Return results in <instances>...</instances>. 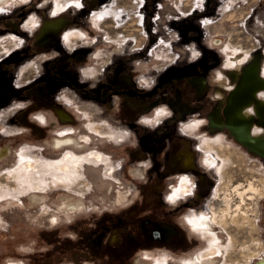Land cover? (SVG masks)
I'll return each instance as SVG.
<instances>
[{
  "label": "rangeland",
  "instance_id": "rangeland-1",
  "mask_svg": "<svg viewBox=\"0 0 264 264\" xmlns=\"http://www.w3.org/2000/svg\"><path fill=\"white\" fill-rule=\"evenodd\" d=\"M144 1L14 0L0 8V152H7L0 159V264H88L79 260L78 246L54 245L86 226V217L101 218L105 210L113 220L130 218L136 226L148 212L174 213L175 198L190 193L194 177L188 170L163 169L173 162L166 133L205 152L199 160L209 178V195L195 209L184 208L178 219L187 239L194 236V245L181 252L166 246L139 251L125 243L114 249L120 256L115 252L108 263L103 254L100 264H128L130 257L132 264L205 262L210 257L202 259V254L216 242L221 248L213 264L263 263L264 158L235 144L221 120L226 96L241 84L247 65L257 66L264 80V0L216 1L213 23L201 34L218 58L205 71L210 89L200 99L187 86L192 69L180 65L194 57L189 29L180 22L184 36L174 31L171 43L173 33L154 21V11L148 12L155 0L147 10ZM174 2V17L180 18L204 0ZM47 21L61 22L62 29L44 46L39 37ZM233 56L240 61L237 67L225 63ZM210 58L202 55L195 74L204 73L202 63ZM63 76L71 82H61ZM161 85L165 93L160 97ZM82 88L90 91L87 99L78 92ZM173 88L172 99L166 94ZM257 97L263 102L264 91ZM242 112L253 119L251 107ZM212 119L220 122L218 128ZM260 127L253 124L251 135L264 141ZM60 138L76 144L53 149L52 142ZM25 164L33 167L24 170ZM242 190L239 201L236 191ZM63 203L81 206L70 217L57 212ZM195 216L215 218L211 234L217 237L192 233Z\"/></svg>",
  "mask_w": 264,
  "mask_h": 264
},
{
  "label": "flooded vegetation",
  "instance_id": "flooded-vegetation-1",
  "mask_svg": "<svg viewBox=\"0 0 264 264\" xmlns=\"http://www.w3.org/2000/svg\"><path fill=\"white\" fill-rule=\"evenodd\" d=\"M12 1H14V0H0V8H2L5 5L10 4ZM53 13H54V15H56V14H58V11L57 12L53 11ZM48 23L53 24V25H51L52 27H50V28H51V30L56 31V33L54 35H50V33L47 31V28L45 26ZM57 23H59L60 26H58ZM61 29H62L61 22H48V21L45 22L43 25V28L41 30V35L39 37L40 42L43 43L42 45L45 46L47 43L50 42V39H52V38H53L52 41L55 40ZM71 35L72 34H70V33L65 34L64 39H67ZM46 36H49L50 38L47 39ZM213 44L220 45V41L219 40H215V41L213 40ZM197 47H198V50L201 52V54H199L196 50L192 49L191 52H194L193 60H190V62L187 64H180V65L183 66V68H185L186 71H188L189 69H192L193 73L190 72L188 74V76L189 75L190 76L187 77V81H186L187 86L189 87V91L193 95V98L195 97V98L200 99V98L206 97V95L210 89V82H209V79L207 78L205 71L211 64H215V61H214V63L213 62L211 63L209 60V62H207V63H205V62L202 63L203 64L202 66H204V73L202 71V73L199 72L198 74H195L197 72V69H198L197 68L198 64L201 63L202 55H205L206 53L209 54V51H207L206 47L204 45H201V43ZM209 63H211V64L209 65ZM169 66L172 68L171 71L174 72V65H169ZM248 66H250V65H247V67ZM252 66L255 69V71L258 70L257 66H255L254 64ZM247 67H245V69H247ZM258 72H259V70H258ZM95 73H93L91 76L95 75ZM63 79L64 80H62L61 82H71L70 80L65 79V76H63ZM238 85L239 84H237V86ZM237 86L235 87V89L237 88ZM164 87L161 85L160 91H162ZM152 89H154V88H152ZM221 89H223V88H221ZM235 89H233L231 91V93H229L226 96V98H227L226 107L223 110V113L225 115L224 116L225 121L221 120V123L226 125L225 126V129H226L225 132L230 137L233 136L232 139L236 142V143L234 142L235 144H237L240 148L247 150L248 152L252 153L253 155H255L257 157L261 156L262 158H264V156L262 154H260L257 150L251 148L253 151H255V153L252 150H250L237 137V135H235L233 129L237 126L236 122H232L231 120H229L232 113L229 116L226 115V111L229 107V97ZM262 89H264V85L262 86ZM78 92L81 93L80 96H81V98H84V99H87L89 96H91V94H89L90 91L87 90V88L78 89ZM84 92L86 93L85 97H83ZM163 92L164 91L161 92L160 97L162 95H164L165 92L164 93ZM168 93H170V94H168ZM168 93L166 94V96L170 95V97L173 99L174 98V88L170 89ZM256 93H257V90H256ZM255 99L260 102V100H258L257 96L255 97ZM263 104H264V101H263ZM255 105H256V101L253 99V102L250 105H248L246 108L243 107L241 112L244 109H247V108L249 109L251 106H252L251 108L254 109ZM170 106L172 109H174L177 106V103H174V100H172L170 102ZM178 109L179 110L186 109V107H180V108L178 107ZM253 113H254V117H253V119L251 118L250 127L248 129L249 135H251V129H252L253 124H261L262 127H264V121L261 122L258 119L259 117H257L255 112H253ZM171 114L167 117H171ZM244 116L246 117L247 120H249L246 115H244ZM63 118H66L65 115H63ZM222 119H223V117H222ZM239 122H242V121L239 120ZM219 123L220 122H218L216 119H212V124L214 127L218 128ZM262 127H260V128H262ZM166 135H167L166 137H168L167 143H166V148L167 149L170 148V150H172L171 161H173V162L171 164H166V166L163 169H165L166 171L167 170L168 171L174 170L176 172L179 169L188 170V171L192 172V176L194 177L192 180L193 182H192L191 187H190L191 191H190V193L184 194V196H183V197H185L184 199L180 200L179 190L177 191L178 193L175 194L176 196L177 195H179V196H177L175 198V201H174V213L171 212V213L167 214V215H172V214L174 215L175 219L174 220L172 219L173 221L171 220L169 222V220H165L164 218L167 216L165 214H162L159 216L153 212H148V215L143 217L142 219H140V221H138L137 225L135 226V225H131L132 223L130 222V218H123L122 217V218H115V220H113V215H111L110 212L102 210L99 213V215H102L101 218H93V216L92 217H86L85 219H83V222L86 223V226L79 228L76 231L74 236L65 235L63 238L65 240H63V239H62L63 241L59 240V242H56L54 245H57V247L61 248V249H63V247H67L66 249H69L70 244H72L74 246H78V248H80L82 250L81 252L83 253L80 256L79 260L81 262L88 263V264H100V262H101L100 259H101L103 254H107V256H108L107 259H108V263H109L110 260H112L111 258L113 257V254H115V252L117 254H119V256L121 255L120 250H114V249L116 247L121 246L122 244H125V243H126V245H130L131 248L132 247L133 248H136V247L142 248L139 251H152L153 249H159L162 246H166L168 248L174 247L175 252H181V250L185 249V247L188 246L189 244L194 245V243H195L194 236L189 237L187 239V237L185 236L184 231L181 227V223L178 221V219L183 217L182 211L184 208H186L188 210L195 209L194 207L197 204H200L202 201H204L205 196L207 197L209 195V190H210V187H209L210 183L208 182L209 178L207 177V174L204 171L205 170L204 166L200 163V160H199V158L202 156V154H205V152L198 145H190V144L181 142L180 141L181 138L178 135L171 136L169 133L168 134L166 133ZM256 138H258V137H256ZM72 140L73 139H64V138L56 139L54 142H52L53 149L61 150L63 148L69 147L70 145L76 144L75 141L74 140L72 141ZM60 141H67V142H63L57 146L56 142H60ZM263 143H264V141H263ZM167 145H168V147H167ZM3 151H4L3 152L4 155L2 156V159H3V157H5V155L7 153L5 150H3ZM207 155L209 157L208 159H210L211 155L209 156L208 153H207ZM68 158L70 160L76 159L79 161H81V159H82L79 155H73V157L71 155H68ZM153 158L156 161L159 159L158 157H153ZM208 159L206 158V160H205V157H204L203 160H205L207 162L206 163L203 161L204 165H206V164L209 165V162L207 161ZM95 163L96 162H94V164ZM97 164H99V163H97ZM200 170L203 171L202 177L199 176ZM194 173L197 175V177L194 176ZM175 175H176L175 179L178 181L179 174L176 173ZM177 181H176V185L178 183ZM172 188H177V187L172 186L170 189H172ZM172 196L174 197V195H172ZM173 197H171V198H173ZM147 203H149V202L144 201V204H147ZM69 207H70V209H72L73 206L70 205ZM159 220H162V221L159 222ZM136 222H137V220H136ZM165 222H169L171 224L164 225ZM121 227H123V231L125 229L129 232L121 231L120 230ZM189 227H190V230L192 233L197 228L195 225H191V224H189ZM130 231H133V234H131ZM126 241H128L129 243H127ZM71 250L72 249H70V251ZM132 255L134 256L135 254H132ZM127 256H125V257H127ZM122 258H124V257H122ZM131 259H132V257H130V259L128 260V264L134 263V261Z\"/></svg>",
  "mask_w": 264,
  "mask_h": 264
},
{
  "label": "bare ground",
  "instance_id": "bare-ground-1",
  "mask_svg": "<svg viewBox=\"0 0 264 264\" xmlns=\"http://www.w3.org/2000/svg\"><path fill=\"white\" fill-rule=\"evenodd\" d=\"M54 12H57V11L54 10ZM51 25H53V24L48 23V24H46L45 27L47 28V31L50 33V35H54L56 33V31L51 30V28H50V27H52ZM57 25L60 26L59 23H57ZM46 38L49 39L50 37L46 36ZM226 59H227V61L225 63H229L230 67H237V65H239V63H240V61L237 60L236 58H234V56L233 57H227ZM240 82H241V84L237 87V89L229 97V107L226 111V115L229 116L232 113L229 120H231L232 122H236V125H237L233 129V131H234L235 135H237V137L244 143V145L247 146L250 150L255 149L260 154L264 155L263 140H261L259 138H253L252 135H249L248 129L250 127L251 119L247 120L246 117L243 115L244 112L243 113L241 112L242 108L243 107L246 108L248 105H250L253 102V99H254L256 101V105H255L254 109L251 108V111L255 112V114L257 115V117H259L258 119L261 122L264 121V104H263V102H259L255 99L257 94L262 93V91L264 90V89H262V86L264 85V80L256 73L255 69L251 65V66H249V69L244 70V73L242 74V78H241ZM256 90H257V93H256ZM239 120H241L242 122H239ZM257 130H259V129L258 128L254 129L255 132H257ZM63 142H67V141L56 142V145L58 146L59 144H61ZM3 152H0V155H1L0 159H2V156L4 155ZM253 152L255 153V151H253ZM94 157H96V156H94ZM221 159H222V157H221ZM238 159H239V162H241L243 160L241 158H237V161H238ZM210 160H211V158H210ZM32 167L33 166L31 164H25L23 169L29 170ZM225 173H226V171H223V174H225ZM248 189L254 190L252 184H250L248 186ZM177 191H178V189H177ZM177 191L174 192V195L178 193ZM236 192L238 194V197L240 198L239 199V201H240V200H242V196L246 192V190H242L240 192L236 191ZM71 205L73 206L72 209H70V207H69L70 204L63 203L61 207L59 206L60 209L57 212H60V210H61L65 216H68V215L70 216L71 213L73 214V213L78 211V209H79L78 206H80V203L71 204ZM215 212H217V211H215ZM212 214L214 215V213H212ZM246 218L247 217L245 216V218H243V219H246ZM213 219L215 220V218H213V217H212V219H210L208 217L195 216L193 219H191L190 224L195 225L197 227L195 229V231L198 233H201L202 235H204V237L206 236L207 239L216 238L217 236L215 234H213V235L211 234L213 231L212 230ZM56 220H57V218L54 221H56ZM254 223L255 222L253 219H249L248 220V226H250L249 228H254V225H255ZM202 235H200V237ZM209 243H211V242H209ZM213 244H215V245L209 244L208 245L209 249L207 248L208 251H205V253H203L201 256L202 259L204 257L205 258L210 257L209 259H207V261L199 262L198 260L197 261L194 260L190 264H213V259L215 256L214 253H217V252L219 253L218 249L220 247L217 242L213 243ZM155 264H157V263H155ZM262 264H264V259H263Z\"/></svg>",
  "mask_w": 264,
  "mask_h": 264
},
{
  "label": "crops",
  "instance_id": "crops-1",
  "mask_svg": "<svg viewBox=\"0 0 264 264\" xmlns=\"http://www.w3.org/2000/svg\"><path fill=\"white\" fill-rule=\"evenodd\" d=\"M216 1L217 0L215 1L214 0H204L202 6L201 4H199V7H196V9L194 8L193 10H191L190 12L186 14H182L180 18L174 17V4L176 2V1L174 2V0H161L160 4H158L159 0H155L154 10L152 9V7H150V9L148 8L149 4L152 5V1L150 2V0H145L143 3V6H144L143 9L145 10L149 9L148 12L150 15L152 14V11H154L155 14L151 15V16H154V21H160L162 27L166 28L167 30L173 33V38L171 40V43L174 41V31L178 30V32H180V35L184 36L182 32L185 30H182V28L187 27L189 29L188 30L189 34H191L190 41L192 42L193 50H196L199 54H201V52L198 50V47H197L201 43V45H204L206 47V50L209 51V54H211L210 61H213L218 58V54L212 51L211 47L207 46L202 41L203 36L201 33L203 29L208 30L207 26L213 23V18L216 14L215 13V6L217 5ZM177 7H178V4H177ZM180 22L184 23L185 27L183 26L182 28H180L181 27ZM178 38L180 39V37Z\"/></svg>",
  "mask_w": 264,
  "mask_h": 264
},
{
  "label": "water",
  "instance_id": "water-1",
  "mask_svg": "<svg viewBox=\"0 0 264 264\" xmlns=\"http://www.w3.org/2000/svg\"><path fill=\"white\" fill-rule=\"evenodd\" d=\"M229 130V129H228ZM230 131V130H229Z\"/></svg>",
  "mask_w": 264,
  "mask_h": 264
}]
</instances>
